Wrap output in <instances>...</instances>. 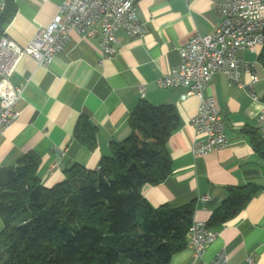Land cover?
Wrapping results in <instances>:
<instances>
[{"label": "crops", "instance_id": "1", "mask_svg": "<svg viewBox=\"0 0 264 264\" xmlns=\"http://www.w3.org/2000/svg\"><path fill=\"white\" fill-rule=\"evenodd\" d=\"M64 2L16 0L17 13L7 24L10 37L21 47L28 46L38 28L48 26ZM138 14L145 34L130 37L125 30L118 31V52L104 60L100 32L86 37L76 31L48 67L39 66L29 55L22 59L11 79L26 88L18 103L21 116L0 137V170L34 152L42 160L43 184L53 187L75 164L96 169L103 156H111L113 144L129 136V117L142 100L172 105L181 121L168 143L174 171L160 184L144 185V197L156 208L194 202V221L207 223L227 197L228 187L255 184L259 192L236 218L212 227L219 234L201 262L187 247L173 256L171 264H203L220 251L227 252L228 264H247L250 255L255 256V264H264V139L258 140L257 124L264 105V74L257 65L256 101L224 74L214 76L205 95L216 101L229 144L195 156L192 145L197 133L190 119L199 101L184 99L186 89L161 88L158 80L180 65V49L192 35L212 33L223 19L214 13L209 0H140ZM257 53L239 54L249 60ZM250 77L245 74L244 81L249 83ZM82 117L97 128L96 150L74 137ZM4 228L0 217V234Z\"/></svg>", "mask_w": 264, "mask_h": 264}, {"label": "trees", "instance_id": "2", "mask_svg": "<svg viewBox=\"0 0 264 264\" xmlns=\"http://www.w3.org/2000/svg\"><path fill=\"white\" fill-rule=\"evenodd\" d=\"M2 8V9H1ZM16 0L0 5V24L17 13ZM259 61L264 66V47ZM264 103V97L262 98ZM131 132L114 143L99 167L75 164L65 179L46 187L40 156L24 155L0 170V264H171L187 248L196 204L154 207L143 195L172 175L168 143L180 128L172 105L142 100L129 117ZM74 137L97 149V128L82 117ZM262 141V137H258ZM208 227L236 218L259 192L255 184L228 187Z\"/></svg>", "mask_w": 264, "mask_h": 264}, {"label": "built area", "instance_id": "3", "mask_svg": "<svg viewBox=\"0 0 264 264\" xmlns=\"http://www.w3.org/2000/svg\"><path fill=\"white\" fill-rule=\"evenodd\" d=\"M139 1L65 0L53 21L38 28L26 47H21L10 37L8 25L0 24V137L21 116L18 103L26 88L14 85L11 79L26 55L39 66L48 67L65 49L74 31L86 37L100 32L101 59L115 55L119 45L118 31L125 30L130 37H140L146 32L138 14ZM209 1L222 22L212 33L192 35L180 49V65L158 80L161 88L186 89L184 99L195 97L199 101L197 112L190 119L197 133V140L192 145L195 156L221 150L229 144L227 126L216 101L205 95L208 85L221 73L256 101V85L260 82L255 72L256 63L247 61L239 53H257L264 47V0ZM245 74L251 75L249 83L244 81ZM140 91L145 94L144 85L140 86ZM257 124L264 139V105ZM218 234L206 222H193L187 233V247L194 250L198 262ZM228 260L227 252L220 251L203 264H228ZM247 264H255L254 255L247 258Z\"/></svg>", "mask_w": 264, "mask_h": 264}, {"label": "rangeland", "instance_id": "4", "mask_svg": "<svg viewBox=\"0 0 264 264\" xmlns=\"http://www.w3.org/2000/svg\"><path fill=\"white\" fill-rule=\"evenodd\" d=\"M259 55L260 53H257L255 55H252L251 59L247 60V61H250V62H255L256 63V66L258 65V68H259V71L262 74H264V66L263 64L258 60L259 58Z\"/></svg>", "mask_w": 264, "mask_h": 264}, {"label": "water", "instance_id": "5", "mask_svg": "<svg viewBox=\"0 0 264 264\" xmlns=\"http://www.w3.org/2000/svg\"><path fill=\"white\" fill-rule=\"evenodd\" d=\"M2 1H3V0H0V5H1Z\"/></svg>", "mask_w": 264, "mask_h": 264}]
</instances>
